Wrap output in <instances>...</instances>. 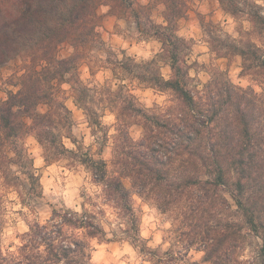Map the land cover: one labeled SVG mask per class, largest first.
Wrapping results in <instances>:
<instances>
[{
  "label": "clouds",
  "instance_id": "1",
  "mask_svg": "<svg viewBox=\"0 0 264 264\" xmlns=\"http://www.w3.org/2000/svg\"><path fill=\"white\" fill-rule=\"evenodd\" d=\"M0 264H264V0H0Z\"/></svg>",
  "mask_w": 264,
  "mask_h": 264
},
{
  "label": "trees",
  "instance_id": "2",
  "mask_svg": "<svg viewBox=\"0 0 264 264\" xmlns=\"http://www.w3.org/2000/svg\"><path fill=\"white\" fill-rule=\"evenodd\" d=\"M8 49L4 46L3 42H0V56L7 55ZM8 113L4 109H0V118L4 119L5 121L8 120Z\"/></svg>",
  "mask_w": 264,
  "mask_h": 264
}]
</instances>
